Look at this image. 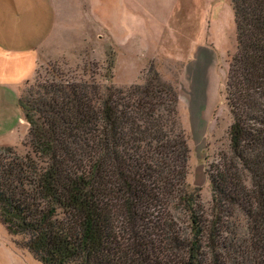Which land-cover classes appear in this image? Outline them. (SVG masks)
<instances>
[{
  "label": "trees",
  "instance_id": "trees-1",
  "mask_svg": "<svg viewBox=\"0 0 264 264\" xmlns=\"http://www.w3.org/2000/svg\"><path fill=\"white\" fill-rule=\"evenodd\" d=\"M230 3L229 144L207 208L157 73L128 88L57 77L18 97L31 151L0 150V222L37 261L264 264V0Z\"/></svg>",
  "mask_w": 264,
  "mask_h": 264
},
{
  "label": "rangeland",
  "instance_id": "rangeland-1",
  "mask_svg": "<svg viewBox=\"0 0 264 264\" xmlns=\"http://www.w3.org/2000/svg\"><path fill=\"white\" fill-rule=\"evenodd\" d=\"M132 1L142 7L143 11L136 12L146 21L141 27L144 32L139 37V51L132 50L126 38L133 36L120 26L111 34L99 25L90 16L87 3L55 0L56 32L66 41L67 50L38 64L32 77L20 85L19 96L36 81L57 77L68 81L92 79L128 88L157 73L176 91L174 119L188 147L186 182L200 189V201L207 208L211 199L207 171L221 153L227 152L229 144L231 116L224 87L236 48L230 0ZM59 38L55 42L59 43ZM135 52L139 57H130ZM21 117L17 101L0 106V150L11 147L18 156L31 151L28 126ZM23 241V236L9 234L0 222V264H42L22 247Z\"/></svg>",
  "mask_w": 264,
  "mask_h": 264
},
{
  "label": "crops",
  "instance_id": "crops-1",
  "mask_svg": "<svg viewBox=\"0 0 264 264\" xmlns=\"http://www.w3.org/2000/svg\"><path fill=\"white\" fill-rule=\"evenodd\" d=\"M80 2L88 4L90 16L111 34L119 26L124 33L131 34L133 37L126 39H130L133 51H139V37L144 32L141 27L146 24L136 12L143 11L139 4L132 0ZM56 14L55 0H0V106L18 100L20 85L32 77L38 64L67 50L66 41L57 36ZM151 20L154 22L155 18ZM56 36L59 43L55 42ZM130 57L139 55L135 52ZM134 62L138 65L137 60ZM20 120L23 121L22 117Z\"/></svg>",
  "mask_w": 264,
  "mask_h": 264
}]
</instances>
